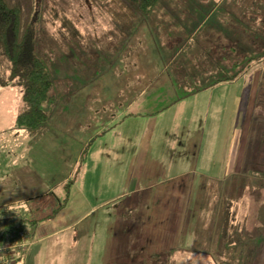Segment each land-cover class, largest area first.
I'll list each match as a JSON object with an SVG mask.
<instances>
[{
    "label": "rangeland",
    "instance_id": "obj_1",
    "mask_svg": "<svg viewBox=\"0 0 264 264\" xmlns=\"http://www.w3.org/2000/svg\"><path fill=\"white\" fill-rule=\"evenodd\" d=\"M12 1L18 4L24 2ZM38 1L41 2V23L48 16V27L59 26L60 21H55L51 11L56 7L62 8L87 36L82 39L83 42L75 38H60L62 45L58 41L50 50L48 69L54 80L55 101L44 104L49 113V123L46 128V124L39 127L45 130L36 135L39 138L37 142L33 143L31 136L21 134L27 133L26 130L14 129V118L22 107L20 86L0 84V217L4 216L2 210L8 209L7 207L26 206L29 198H23L31 194L38 195L35 196L38 198L29 201L38 208L37 217L41 218L54 211L59 212L61 200L47 191L60 188L63 182L71 180L69 177L75 178V182L72 184L66 207L61 209L64 211L56 212L54 217L44 222H47L44 232L60 228H63L64 232L37 241L32 246L31 237L33 231L37 230L34 225H26V239L20 240L19 237L13 236V232H5L10 222L2 219L0 244L8 248L15 242L23 244L27 241V245L30 244L29 250L22 257V262L26 261L27 264H264V56L252 60L249 65L238 64L232 67L231 72L236 78L227 86L222 84L221 95L217 97L215 94L214 103L224 104V108L219 107V126L216 123L213 142L198 139L195 135V123L190 125L194 128V134H190L189 129L183 134L174 132L171 135L175 151V142L181 136L185 143L181 147L183 153L197 144L201 154L198 164L192 163L189 166L192 175L185 183L181 207H169L172 209L169 211L160 207L159 203L148 205L142 201L147 197L144 193L126 200L118 198L113 205L104 206L114 193L128 192L131 170H127L118 191L110 190L109 188L117 187L108 181L101 189V183L104 182L99 181L101 176L96 174L97 179L94 181L96 176L91 179V170L88 173L84 171L85 176L87 175L86 188L90 195L82 190L80 169L84 168L85 164L82 167L80 162L74 167L71 162L73 153L70 152L68 143L60 139L68 136L66 129L69 124L62 123L64 118H67L62 111L68 108L69 99L77 95V98L83 99L84 96L92 102L99 100L103 103H91L93 119L118 120L131 108L140 106L142 112H146L147 109L144 108L147 105L154 103L161 108L169 104V99L178 98V94L192 92L196 82L204 78L203 68L197 63V59L192 61L189 54H186L185 59H179L176 65L173 64L176 60L170 59L173 68L169 71L159 68L147 70L146 66L150 61L141 60L136 70L146 75L142 81L143 89L148 86L150 77L153 82L142 98L135 100L128 108L123 107L122 102L126 99L124 91L130 88L127 85L121 87L120 82L112 81L119 78L128 54L131 53L127 51L128 44L122 48L116 38H106L103 30L107 24L97 16L90 0ZM193 3L201 5L205 4L206 0L186 2L185 5ZM256 3L264 9V0H257ZM191 14L194 18L187 19L188 25L198 26L201 20L198 13L194 11ZM149 16L150 21H159L158 8ZM255 26L257 46L264 47V24L261 25L256 19ZM258 29L261 33H258ZM240 39L238 34V40ZM112 53H118L121 57L112 58ZM243 59L244 57L241 61ZM180 62L182 70L177 68ZM70 68H74L73 75L58 76ZM8 74L6 58L0 53V78H5ZM253 81L257 83L253 85ZM175 84L179 90L177 92L173 90ZM205 91L208 90L201 91L203 94L199 92L198 96L205 95ZM162 95L167 97L159 100ZM203 112L205 110L198 108L193 119ZM147 117L152 119L159 117V114ZM147 117L137 118L141 119L144 125L143 119ZM184 118L188 117L184 116L182 120ZM170 125H173V122L157 126L154 133L152 127L141 126L142 131L147 133V130L151 129L150 135L153 134L151 142L155 144L156 149L153 148L152 155L158 157L157 154L166 148L161 147V144H169V140L164 142L166 131L162 130ZM180 126L174 124L173 130L179 129ZM55 137L57 140L53 141ZM36 144L37 147L34 146ZM5 148H9L8 152L4 151ZM191 150L186 151V154ZM15 151L25 155L28 161L14 157ZM8 158L10 160H6ZM184 161L186 160L183 159L182 164ZM89 167L94 169L93 165ZM176 168L178 166L174 165L177 171ZM98 172L101 173V170ZM136 199L141 200L139 206H128ZM149 200L148 195L147 201ZM169 216L172 217L173 223L177 224V227H173V233L177 235L174 239L164 236ZM193 217L195 221H192ZM226 217L231 218V246H225L226 241L222 236V223ZM189 218L192 219L190 225L198 227V231L195 228L193 231L194 240L186 234L190 226L187 225ZM67 225L69 226L66 227ZM183 239L190 247H182L180 242ZM155 248H159L157 252ZM166 250L167 253H163Z\"/></svg>",
    "mask_w": 264,
    "mask_h": 264
},
{
    "label": "crops",
    "instance_id": "obj_2",
    "mask_svg": "<svg viewBox=\"0 0 264 264\" xmlns=\"http://www.w3.org/2000/svg\"><path fill=\"white\" fill-rule=\"evenodd\" d=\"M215 1L218 3L212 5H205L206 3L201 5L196 3L183 6L179 5L177 6V11L181 12L180 17H176L171 12V10L176 9V5H171L170 3L159 4L141 18V15L139 17L137 16L138 20L136 21V27H138V29H143L141 36L136 35V30L135 33H132L131 39L129 40L126 36L122 37L121 41L117 37L119 45L123 48L125 44H128L127 51L129 50L131 52L128 54L119 78L112 81V83L120 82L121 87L127 85L130 88L128 91H124L126 99L122 102L124 103L123 107L127 106L128 108L131 103H135V100L142 98L145 94V90L149 88L153 82L150 77L148 86L143 89L144 86L142 81L146 75L136 70L141 60L150 61V64L146 66L147 70L159 68L169 71L173 68V64L176 65L179 59H185L186 54L191 55L192 61L197 59V63L203 68L204 73V78H200V80L196 82L192 92H187L183 95L178 94V98H174L173 100L169 99L167 102L169 104L161 108H158L157 104L154 103L147 105L144 108L145 110L147 109L146 112H142L140 106L136 109L131 108L129 112L124 113L118 120L116 118L114 120L109 118L93 119L91 103L103 102L99 100L92 102L84 96L83 99L77 98V95L73 96V98L69 99L68 108L63 109L62 113L67 118H64L62 123H68L69 126L66 129L68 136L60 139L68 143L70 152L73 153L71 162L74 164V167H77L80 162L82 167L85 164L84 168L80 169V183L82 190L85 191L86 194L90 195L86 188L87 175L85 176L84 171L88 173V171L91 170V179L96 176L94 177V181H96L97 175L101 176L99 181H104L101 183V189L104 187L103 184L107 185L108 181L117 188L107 187L110 190L118 191L124 182L122 179L126 177L127 170L129 168L131 170V172H129L131 181L128 185V192L125 194H119V192L114 193L111 200L104 204V206L113 205L114 201L118 198L126 200L135 195L137 197L144 193L145 197L146 194L147 197L149 195L150 200L147 201L146 197L142 201L148 205L159 203L160 207H164L165 210L169 211H172L169 207H181L185 183L188 182L189 176L192 175L189 166L192 163L198 164L201 154L197 144L193 145L191 148L192 150L190 148L186 149V151L191 150V153L188 152L186 154V151L183 153L181 147L185 145V143L181 136L178 137L175 142L177 148L175 151L172 145L174 140L170 138L171 135L174 132L180 135L189 129H191L190 134H194V128L190 127V125L193 126L195 123L197 127L195 135L198 139L200 141L206 140L213 142L216 123L219 126L217 122L219 111L224 108V104L214 103L215 94L218 97L222 84L227 86V84L232 83L234 81L233 79L236 78V75L231 72L232 67L238 64L244 66L249 65L252 60L260 59L264 56V47L261 46V48H259L257 46L258 37L255 35V30L257 29L255 26L256 19L259 20L261 25L264 24V14L262 15L261 13L264 12V9L257 5V0H250L248 2L243 0ZM157 8L159 21H150L149 14L156 12ZM194 11L198 13V18L201 20L198 26L191 27L188 25L189 21H187V19L194 18L191 14ZM145 26L147 28H145ZM257 31L261 33L259 29ZM238 34L241 37L240 40H238ZM111 57L116 59L121 56H118V53H112ZM243 57L244 59L241 61ZM154 59L156 60L151 62ZM170 59H175L176 61L170 64ZM181 63L182 62L177 66L179 70L183 69ZM187 64L190 63L187 62ZM73 70L74 68H70L68 71L58 74V76L68 77V75H73ZM182 73L185 72L182 71ZM214 73H216L215 76L213 75ZM256 83V81H253V85ZM200 84L203 86H198ZM205 89L208 90L204 92L205 95L198 96V93ZM135 90L140 91L137 92ZM173 90L176 92L179 91L176 84ZM201 94H203V92H201ZM163 97L167 96L162 95L159 100ZM156 98H158V96H156ZM178 100H182L183 102H178ZM198 108L205 110V112L198 114V117L193 119ZM18 111H20V109ZM155 113L159 114V117L152 119L147 117ZM138 116L147 117L143 119L144 125H142L141 119L137 118ZM184 116L188 118L182 120ZM172 122L173 125L162 130L166 131L164 142L169 140V144H161V147L166 148L157 154L158 157L152 155L151 151L153 148L156 149V147H154L155 144L151 142V135L153 136V134L150 135L151 129H148L147 133L144 130L142 131L141 126L152 127V132L154 133L157 126L169 125V123ZM13 123L15 125V120ZM48 123H46L44 128H46ZM174 124L181 126L179 129L173 130ZM232 124L234 125L235 121H233ZM0 126H2L1 122ZM14 129H16L15 126ZM44 130L45 129L42 127H38L36 129L26 130L27 133L21 134L24 136H31L33 138L32 142L34 143L39 140L36 135L44 132ZM55 140H57L56 137L53 141ZM34 146L37 147V144ZM8 150L9 148L4 149L6 152H8ZM13 155L16 158L23 159V161H28L27 157L19 151H15ZM183 159L186 161L182 164ZM6 160H10V158ZM179 162L180 164H178ZM89 165H93L94 169L90 168ZM174 165L178 166V168H176L177 171L174 169ZM126 166L128 168H126ZM99 169L101 173L98 172ZM68 179H74L75 182V178L69 177ZM52 189H49L47 192ZM118 195L121 197H118ZM35 196L38 195L31 194L23 199ZM151 200L152 202L150 203ZM140 204L141 200L136 199L132 203H129L128 206L136 207ZM191 220L190 218L187 219L188 226ZM45 221H47V219L34 225L37 230L35 232L33 231L31 237L30 244L32 243V246H34L37 241L53 237L59 232H64L62 230L63 228L49 231V234L44 232L45 224L47 223H44ZM192 221H195V217H193ZM174 225L177 227V224L173 223L172 217L169 216L165 226V238H177V235L173 233ZM68 226L69 225L66 227ZM194 228L198 231L197 226L193 227L190 225L186 232L188 237L193 240L195 235L193 233ZM76 234L77 232L74 233V235ZM26 236L27 234L24 237L25 239ZM16 237L19 236L17 235ZM35 238L38 240H34ZM19 239L22 240L21 237H19ZM180 244L183 245L182 247H190V244H185L184 239ZM17 245H19L17 242L9 245L13 257H15V252L17 253V251H20ZM22 245L27 253L29 250V247H26L27 241ZM158 249L159 248H155V252H157ZM163 253H167V250ZM22 263L27 264L26 261Z\"/></svg>",
    "mask_w": 264,
    "mask_h": 264
},
{
    "label": "trees",
    "instance_id": "obj_3",
    "mask_svg": "<svg viewBox=\"0 0 264 264\" xmlns=\"http://www.w3.org/2000/svg\"><path fill=\"white\" fill-rule=\"evenodd\" d=\"M90 1L97 16L107 24V27L103 30L107 35L106 38L112 40L118 37L121 41L122 37L125 36L128 40L131 39L132 33H135L136 30L137 36L142 35L143 29L136 27L137 16L141 15V18L159 4L171 3V5H176V9L171 10L172 14L180 17L181 12L177 11V6H183L186 2L191 3L195 0ZM216 3L218 2L215 0H207L205 5ZM39 5H41V2L38 0H24L22 4L12 0H0V53L5 56L7 68L9 69V74L5 78H0V84L18 85L22 92V107L15 118L14 126L16 129H36L48 121L49 113L45 110L44 104L55 101L54 80L48 69L51 48L53 49L58 41L62 45L60 38H63V40L75 38L83 42L82 39L87 36L75 20L62 8L56 7L51 11L55 16V21H60L59 26L48 27L50 24L48 16L41 23V8ZM145 28L147 27L145 26ZM73 182L74 179L63 182L60 188L48 192L61 200L58 207L59 212L66 207ZM36 198L38 197L27 199L28 204L26 206H10L7 207L8 209L2 210L4 216L0 217V220L4 219L10 222V226L5 230L6 233L25 230L26 225L39 224L44 219L54 217L55 213L58 212L54 211L45 214L41 218L37 217L38 208L29 203V201ZM230 226L231 218L226 217L222 223V236L226 241L225 246L232 245L229 239ZM22 249L23 247L18 248L20 251L15 252V257H13L11 249L0 253V264H6L7 262L10 264H23L22 257L26 249L24 251Z\"/></svg>",
    "mask_w": 264,
    "mask_h": 264
},
{
    "label": "built area",
    "instance_id": "obj_4",
    "mask_svg": "<svg viewBox=\"0 0 264 264\" xmlns=\"http://www.w3.org/2000/svg\"><path fill=\"white\" fill-rule=\"evenodd\" d=\"M18 231H19L18 233L17 232H13V236H17L18 235L19 237L24 238L25 235L27 234L26 231L23 230V229L22 230H18ZM22 247H23L22 244L17 245V248H22ZM8 249H11V248L10 247L6 248L2 244H0V253L6 251Z\"/></svg>",
    "mask_w": 264,
    "mask_h": 264
}]
</instances>
